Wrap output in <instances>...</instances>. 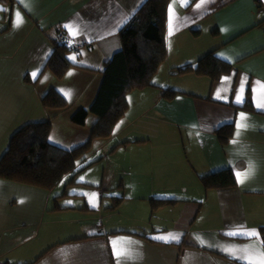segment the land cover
<instances>
[{
	"label": "crops",
	"instance_id": "0c3cea01",
	"mask_svg": "<svg viewBox=\"0 0 264 264\" xmlns=\"http://www.w3.org/2000/svg\"><path fill=\"white\" fill-rule=\"evenodd\" d=\"M144 1L0 0V158L12 133L32 121L50 119V134L65 122L67 131L54 132L55 142L61 135L87 139L89 132H77L70 117L92 103L104 61L120 49L119 29ZM198 3L191 0L181 6L178 0L169 1L166 59L152 86L133 90L127 111L112 134L103 138L112 144L115 140L109 138L118 135L109 153L130 152L126 166L117 158L118 172L130 176L137 192L103 208L108 188L103 181L100 198L92 199L76 188L45 190L0 178V264H117L114 243L130 253L121 256L119 264H245L221 247L248 245L254 239L225 233L242 226L259 233L257 244L263 241L259 228L264 226V109L256 107L252 88L258 81L264 83V0H207L199 9ZM17 12L23 17L20 27L13 26ZM65 25L78 34L73 37ZM60 34L80 48L71 52L74 65L59 78L45 65ZM210 51L232 65L218 80L174 72ZM224 77L230 79L223 81ZM242 78L247 79L244 102L236 103ZM50 88L67 99L63 111L41 105ZM168 88L181 92L169 100L162 96ZM246 101L256 112L236 108ZM241 113L248 126L237 136ZM225 124L231 126L230 136L221 142L216 130ZM249 163L252 174L234 187L205 190L200 181L225 168L233 170L237 181L236 173L246 171ZM156 198L171 202L152 208L150 199ZM127 201L131 202L126 212H118L117 225L105 219L103 209ZM62 212L90 215L89 222L78 224L71 214L62 220ZM169 234L178 241L154 238Z\"/></svg>",
	"mask_w": 264,
	"mask_h": 264
},
{
	"label": "trees",
	"instance_id": "16d2710c",
	"mask_svg": "<svg viewBox=\"0 0 264 264\" xmlns=\"http://www.w3.org/2000/svg\"><path fill=\"white\" fill-rule=\"evenodd\" d=\"M169 1L145 0L119 29L120 49L104 61L95 98L88 108L79 107L70 117L76 125H84L89 114L96 117L86 141L74 148L65 149L49 141L50 119L28 122L10 136L8 146L0 158V178L45 190H52L68 175L72 176L70 182L75 183L77 161L91 149L94 139L112 134L115 125L128 109L127 95L133 90L153 85L152 79L167 54L165 24ZM70 52L69 46L57 39L45 67L55 76L62 77L74 65L69 59ZM231 66L230 62L210 51L194 65L177 67L174 72H193L215 81L227 73ZM179 92L168 88L162 91V96L170 100ZM40 103L45 108L57 110L68 105L67 99L54 88H50L41 97ZM236 108L256 112L249 101ZM230 128L227 124L217 128L216 134L221 142L228 140ZM200 181L205 190L234 187L237 183L230 168L202 176ZM112 199L116 204L120 198ZM150 200L152 208L171 202L167 198ZM259 232L264 241V226L259 228Z\"/></svg>",
	"mask_w": 264,
	"mask_h": 264
},
{
	"label": "rangeland",
	"instance_id": "374dc122",
	"mask_svg": "<svg viewBox=\"0 0 264 264\" xmlns=\"http://www.w3.org/2000/svg\"><path fill=\"white\" fill-rule=\"evenodd\" d=\"M73 55H74L73 53L70 54V56H73ZM92 85H93V81L90 87ZM132 92H135V91H131L127 95L128 100L130 96H133ZM68 108H73V107L70 105V107ZM131 109L133 108L131 107ZM60 111H63V110H60ZM92 118H95L94 115L89 114L86 118V121H85L86 124H84V126L82 125H72V126L73 128L77 129V132L78 131L90 132V126L92 125L91 123L93 121ZM65 124H66L65 122L63 123V121H60V123L57 124V127L54 126L53 131L49 137L50 142L57 144L58 146L62 148L70 149V148L79 146L86 141L83 138L84 137L83 135L77 134L76 138L61 135L58 138V142H55V140H53L56 135L54 132H56L57 134L66 132L67 129H65V126H64ZM117 138H118L117 134L116 136L114 135L113 137L109 138L111 141L115 140V142L113 141L114 143L112 144H110V141H107L106 139L103 140V138H96V139H101L102 141H96V139H94L92 141L91 149L85 154V156L82 159H79L77 161V166H76L77 172L74 175V179L76 181H79V183L81 184L80 185L77 184L75 180H74L75 183L72 184L70 182L71 181L70 179L72 178V176L68 175L58 185H56L55 190L58 191V190H63L65 188L70 190L71 188H76V190L84 192L86 193V195L96 194V195H92V199L93 198L99 199L100 194H99L98 188L102 187L101 183L103 181V183L107 185L106 187H108L106 189L105 197H103L104 202H105V204L103 205V208L105 205H109L111 207L114 204L112 197L122 198L124 195L126 196L132 195L131 191L137 192V189H135L134 186L136 187L138 185L132 184V182L130 181V176H127L126 174L125 175L127 177H124V175L119 176V172H118L120 167L117 162V158L121 166H126L128 165L127 161H129L130 152L121 149L120 151L116 150L115 152L111 151L109 153V150H112L115 147L114 145H116L115 143H116ZM119 140L122 141L121 136H119ZM81 177H83L84 179L81 180ZM121 186H125L127 189L125 188V191H124L121 189ZM137 188H141V187H137ZM143 191L144 192L146 191L144 187H143ZM130 202L131 201H127L126 203H123L124 205L115 207L113 209H109L108 211H105V209H103L104 210L103 216L105 217V219H109V220L113 219L114 224L117 225L119 223L118 216H120L118 212L119 211L123 213L126 212L127 208L125 206L129 204ZM163 210H166V209H163ZM70 214L73 217L75 216L78 224L82 225V224H85L86 222H89L87 218L90 215L80 214L78 215V217H76V214L78 213H73V212L72 213L62 212V220H65V219L67 220L68 218H70ZM126 217H127L126 215H123L122 222H126L125 220Z\"/></svg>",
	"mask_w": 264,
	"mask_h": 264
},
{
	"label": "snow or ice",
	"instance_id": "6c2138e0",
	"mask_svg": "<svg viewBox=\"0 0 264 264\" xmlns=\"http://www.w3.org/2000/svg\"><path fill=\"white\" fill-rule=\"evenodd\" d=\"M23 3L24 0H21ZM177 2V0H174V3ZM178 2L181 4V6H187L188 3L191 2V0H178ZM207 0H200V3L196 4V8H201L203 4H205ZM3 10V9H0ZM174 13V8L173 5H169V35L172 33V15ZM16 19L13 22L14 27H20V25L23 23V17L22 15L17 12L16 13ZM66 28L69 29L70 34L75 37L78 32L73 30L72 26L70 25H65ZM69 59L75 60V57H69ZM33 76H35V73H33ZM229 77H224L222 78L223 81L229 80ZM247 84V79L242 78L240 87L236 90V97H235V102L236 103H243L244 102V92H245V86ZM252 91L254 93L253 99L256 101V107L260 109H264V95H262L260 98H258L255 94L260 91L264 93V83L261 82H256V86L252 88ZM65 95H68V93H65ZM218 98H226V97H220L218 94ZM241 122L237 124V133L236 135H239V131L243 128H246L248 125L246 123L247 117L246 114L241 113ZM232 143H237L236 140H233ZM253 171V165L249 163V167L246 171L244 172H237L236 177H237V182L238 183H244V181L252 174ZM84 178L81 177V180ZM96 195V194H92ZM71 203V201L67 202ZM95 206V204H93ZM225 235L229 236H244L248 237L250 239H254L253 243H250L248 245H226L221 247V250L224 251L227 255H229L231 258L243 261L245 264H264V251L261 250L262 247H264V241L260 242L257 244L255 241L259 240V233L255 229H246L243 228L242 226H237L234 229L229 230L228 232L225 233ZM155 239H161L164 240L165 242H170L172 240H177L179 239L178 236L171 235L169 234L168 236H160V237H154ZM122 240H126V238H119ZM113 254L117 256V264H119V258L121 256H129L130 253L126 248L122 247H117L116 244L114 243L113 245Z\"/></svg>",
	"mask_w": 264,
	"mask_h": 264
},
{
	"label": "built area",
	"instance_id": "2783aa9c",
	"mask_svg": "<svg viewBox=\"0 0 264 264\" xmlns=\"http://www.w3.org/2000/svg\"><path fill=\"white\" fill-rule=\"evenodd\" d=\"M59 41L63 42L67 46H69V49L73 52H78L80 45L71 39H69L67 36L60 34Z\"/></svg>",
	"mask_w": 264,
	"mask_h": 264
}]
</instances>
